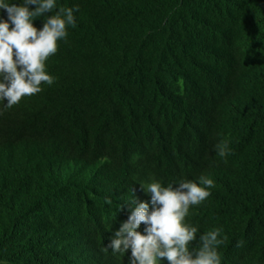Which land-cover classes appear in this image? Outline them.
I'll return each instance as SVG.
<instances>
[{
  "label": "trees",
  "instance_id": "16d2710c",
  "mask_svg": "<svg viewBox=\"0 0 264 264\" xmlns=\"http://www.w3.org/2000/svg\"><path fill=\"white\" fill-rule=\"evenodd\" d=\"M77 6L55 83L0 101V262L129 264L103 249L140 186L207 175L190 247L221 228L222 264H264V0H57Z\"/></svg>",
  "mask_w": 264,
  "mask_h": 264
},
{
  "label": "clouds",
  "instance_id": "9594fccd",
  "mask_svg": "<svg viewBox=\"0 0 264 264\" xmlns=\"http://www.w3.org/2000/svg\"><path fill=\"white\" fill-rule=\"evenodd\" d=\"M74 11L79 7L57 10V0H23L19 4L0 0V101L6 102V108L39 94L42 85L55 83L46 70L47 62L57 54L60 42L67 41L69 26L76 27ZM41 17L46 18L37 27L35 21ZM215 151L221 158L230 154L226 141L217 143ZM214 187L207 175H201L199 183L185 179L166 187L156 180L142 184L150 202L132 201L127 219L103 251L111 248L113 254L127 253L129 264H222L219 248L227 241L222 229L199 235L198 247L191 248L199 229L186 223L190 209L202 205Z\"/></svg>",
  "mask_w": 264,
  "mask_h": 264
},
{
  "label": "rangeland",
  "instance_id": "374dc122",
  "mask_svg": "<svg viewBox=\"0 0 264 264\" xmlns=\"http://www.w3.org/2000/svg\"><path fill=\"white\" fill-rule=\"evenodd\" d=\"M0 264H9V263H1V262H0Z\"/></svg>",
  "mask_w": 264,
  "mask_h": 264
}]
</instances>
